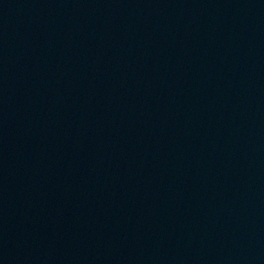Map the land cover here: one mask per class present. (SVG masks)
I'll return each instance as SVG.
<instances>
[{"label": "water", "instance_id": "1", "mask_svg": "<svg viewBox=\"0 0 264 264\" xmlns=\"http://www.w3.org/2000/svg\"><path fill=\"white\" fill-rule=\"evenodd\" d=\"M0 264H264V0H0Z\"/></svg>", "mask_w": 264, "mask_h": 264}]
</instances>
